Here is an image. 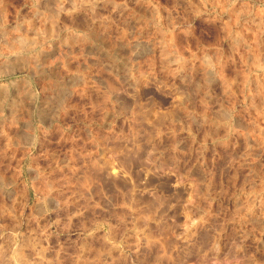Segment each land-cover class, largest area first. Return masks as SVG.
I'll return each mask as SVG.
<instances>
[{"label": "clouds", "instance_id": "1", "mask_svg": "<svg viewBox=\"0 0 264 264\" xmlns=\"http://www.w3.org/2000/svg\"><path fill=\"white\" fill-rule=\"evenodd\" d=\"M0 264H264V0H0Z\"/></svg>", "mask_w": 264, "mask_h": 264}]
</instances>
